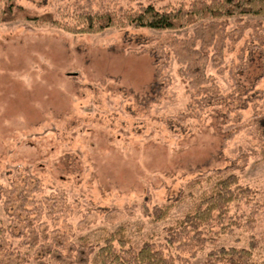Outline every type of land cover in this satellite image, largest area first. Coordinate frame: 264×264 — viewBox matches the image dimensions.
<instances>
[{"label":"rangeland","instance_id":"obj_1","mask_svg":"<svg viewBox=\"0 0 264 264\" xmlns=\"http://www.w3.org/2000/svg\"><path fill=\"white\" fill-rule=\"evenodd\" d=\"M179 1L16 0L71 25L77 7ZM263 150L261 16L83 35L43 20L0 23V264H69L53 260L55 242L72 255L84 238L101 244L121 227L136 247L152 240L169 249L166 227L200 191L189 181L224 167L255 198L233 204L195 257L170 246L174 264H203L210 249L252 239L264 264ZM180 194L156 220L153 210Z\"/></svg>","mask_w":264,"mask_h":264},{"label":"trees","instance_id":"obj_2","mask_svg":"<svg viewBox=\"0 0 264 264\" xmlns=\"http://www.w3.org/2000/svg\"><path fill=\"white\" fill-rule=\"evenodd\" d=\"M72 12L76 22L74 25L57 20L55 14L51 12L40 13L25 7L16 0H0V23L6 15L10 20H43L58 23L59 27L68 33L81 35L96 34L111 28L125 29L129 26L175 31L208 19L238 15L264 18V0H180L177 3L165 4L138 2L137 6L118 8H109L102 4L98 9L77 7ZM205 33L206 30H203L200 36L206 37ZM188 48L192 50L193 47ZM169 55L170 52L165 50L166 65ZM189 182L191 188L198 187L200 191L197 194L194 191L190 192L195 200L194 205L174 224L166 227V243L169 249L166 247L164 249L152 240H146L140 247H136L121 227L109 233L101 244L84 238L72 251V255H63V244L55 242L53 246L58 249L53 260L58 261L64 257L70 260L69 264H174L175 256L170 246L177 248V255L180 258L195 257L209 242L220 235V230L216 227H220V220L231 218L229 215L231 206L239 201L250 202L255 198V191L240 182V177L233 172L232 167L201 173ZM21 195L24 204L28 202L27 196L23 193ZM181 197L180 194L165 207H156L152 212L154 218L161 220L168 216L176 200H180ZM260 205H264V202ZM231 220L229 224L240 225L239 220ZM228 226L223 228L227 230ZM258 247V241L254 239L244 247H215L208 251L203 264H259L256 258ZM185 254H188V257ZM41 258L38 259L39 264H50L49 260Z\"/></svg>","mask_w":264,"mask_h":264}]
</instances>
